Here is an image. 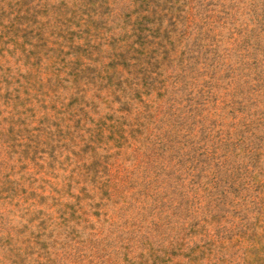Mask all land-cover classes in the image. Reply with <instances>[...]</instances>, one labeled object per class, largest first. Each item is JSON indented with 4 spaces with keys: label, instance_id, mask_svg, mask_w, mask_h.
<instances>
[{
    "label": "rangeland",
    "instance_id": "obj_1",
    "mask_svg": "<svg viewBox=\"0 0 264 264\" xmlns=\"http://www.w3.org/2000/svg\"><path fill=\"white\" fill-rule=\"evenodd\" d=\"M0 264H264V0H0Z\"/></svg>",
    "mask_w": 264,
    "mask_h": 264
}]
</instances>
